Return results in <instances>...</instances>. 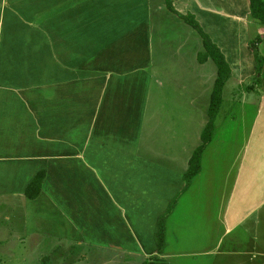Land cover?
<instances>
[{
    "label": "crops",
    "instance_id": "0c3cea01",
    "mask_svg": "<svg viewBox=\"0 0 264 264\" xmlns=\"http://www.w3.org/2000/svg\"><path fill=\"white\" fill-rule=\"evenodd\" d=\"M170 2L174 13L164 0H0V264L10 246L36 264H81L88 243L142 263L156 256V223L181 192L184 172L164 162L176 153L174 139L164 144L162 115L148 112L164 108L149 98L153 64L154 95L164 93V46L156 43L154 60L152 32L156 41H189L176 22L188 26L181 17L192 13L223 55L227 81L243 87L258 73L246 0ZM257 95L255 102L231 98L232 113H223L242 114L245 131L217 183L205 188L219 190L213 214L194 213L199 200L189 201L191 221L212 222L210 236L179 239L187 223L174 212L187 190L172 211L171 246L157 256L167 264H227L230 255L233 264H264V92ZM220 116L221 105L212 138ZM212 138L200 170L224 153ZM143 141L153 153H140ZM40 173V193L27 199ZM68 230L78 240L67 243Z\"/></svg>",
    "mask_w": 264,
    "mask_h": 264
},
{
    "label": "rangeland",
    "instance_id": "374dc122",
    "mask_svg": "<svg viewBox=\"0 0 264 264\" xmlns=\"http://www.w3.org/2000/svg\"><path fill=\"white\" fill-rule=\"evenodd\" d=\"M262 1L264 2V0ZM246 3H248L247 0ZM165 13L166 15H168L167 12ZM191 14L192 13H187V15ZM192 17L194 22L200 27V24L198 23L194 15H192ZM176 23L177 27L181 28V31L186 30V36H188L189 41H156L158 39L155 40V37H153L156 36V32H152V40L154 43V60L157 59V53L155 50L156 43L161 47L164 46L165 61H163V78L160 83L163 87L164 93L154 95L156 87L158 86L156 73H158L159 67L156 68L155 65H158L153 64V70L151 73L153 80L149 87V98L152 104H156L161 101L164 102V108L161 111L150 109L148 110V112L154 114L161 113L163 126H166L162 130V133L164 135H168L167 140L164 142V144H171V137L175 141H173V150L177 149L176 153H174V155H171L173 157L166 156L164 158V162L173 166L175 170L185 173L188 168L189 157L192 154V151H190L188 148L193 146V148L196 149L200 145V136L208 121V109L210 104L209 93L212 92L214 86L213 84L217 77V72L215 64L210 59H207L206 61H203L201 63L198 61V56H202L203 53V41L198 35L197 30L192 26H186L183 21L178 20ZM253 23V27L249 30L248 41H250L252 52L256 50V53L260 54L261 57H263V63L261 69L257 73V77L251 78L252 80L250 79L246 82L244 81L245 83L243 87H241L240 83H237L232 78L227 81L225 85L221 101L222 104L220 117H222V119L221 121L216 119L215 135L212 138V147L214 149H218L221 146L224 153L219 158V161L217 160V158L211 157L204 163L200 172L190 182L189 186L191 187V185L195 183V187H192L190 191V187L187 188L188 192L186 196H184V202H182L179 208H177V210H175L174 212V217L176 220L184 219L187 223V225L183 227L185 228L183 235L179 234V239L182 243L185 241L183 237L188 233H194L198 238L200 236L204 237L206 233H208V235L210 236L209 232L212 231V222L202 223L201 221H191V217L188 214L189 201L199 200L194 213L213 214L216 206V196L219 190L215 188H205L209 187L210 185L211 187H213L215 183H217L216 181L224 173L225 166L233 156L232 152L234 150V146L240 143V137L244 135L243 132L245 131V122L241 121L244 116L238 113L236 117L235 115H233L232 117L225 116L223 118V113H232V109L231 107L229 109L228 105L230 104L232 99L240 100L243 97H247L248 100L255 102L254 100L258 97L257 93L264 92V26L258 24L255 21H253ZM182 33L184 34V32ZM165 36L167 37V34ZM171 36H175L174 38H176L178 34L175 33ZM258 41H262L259 46L256 45ZM257 68L259 69V66H257ZM155 96L161 97V99L159 101L153 99L152 97ZM251 109L252 106L250 107V110L248 108V110L250 111L249 114H252ZM171 120L172 125L169 123ZM152 128L154 129V131L151 135H156L158 133V128L157 126H155V123ZM142 135L145 136L143 133ZM169 135H171V137H169ZM141 145V154L149 155L150 153H153L154 147L151 146V150H148V141H143ZM169 154H173V151H169ZM185 156L187 158L184 159ZM211 159H215L216 162H210ZM211 164L218 165L216 167H212ZM186 191L178 196L177 201ZM199 206L201 207L199 208ZM174 208H176V205ZM166 210L163 213H165ZM171 217L172 212L165 221V228L168 229V233L167 237H165L164 248L166 246H171ZM53 227L54 225L52 221H50L48 229H53ZM181 227L182 226L179 225L178 231ZM197 228L198 230L196 231ZM68 235L70 237L67 240V243H72V241H76L79 238L78 234L75 231L68 230ZM83 241L85 242V240ZM23 247H29V245H23ZM132 247L133 246L131 245V248ZM177 247L181 248L182 246L177 245ZM10 248L11 250L9 251V253H3L2 264H36L34 261L32 262L31 259L33 258V256L30 255L26 249L17 251L14 246H10ZM93 248L94 247L91 246L90 243H88V246L84 247L85 260L82 261L81 264H142L141 257H138L137 255H114L110 251H100L98 249L93 250ZM235 259H237V256L230 255L226 258L227 264H233ZM170 262L174 264L177 263L174 259H171ZM219 262L220 258L218 259V263ZM42 264H48L47 260Z\"/></svg>",
    "mask_w": 264,
    "mask_h": 264
},
{
    "label": "trees",
    "instance_id": "16d2710c",
    "mask_svg": "<svg viewBox=\"0 0 264 264\" xmlns=\"http://www.w3.org/2000/svg\"><path fill=\"white\" fill-rule=\"evenodd\" d=\"M249 5V18L252 21L257 22L258 24L264 26V2L262 0H247ZM166 8L174 13V10L171 6L170 0H164ZM188 25L192 26L197 30L198 34L203 40V53L202 56H198V61L201 63L210 59L216 66L217 77L214 82V86L211 92L210 104L208 109V122L206 123L201 136H200V145L193 151L189 160L188 168L183 174L182 178L184 181V186L180 193H178L169 203L167 210L163 213L157 220L156 228L154 231V242L156 245V256L150 257L142 264H167L165 261L159 259L157 256L160 255L164 249L165 245V221L166 218L173 211L178 196H180L190 185L191 180L199 173L200 171V161L202 153L206 145L210 142L213 135V123L215 116L220 108L222 101V90L223 87L230 77L229 67L219 51V49L210 41L208 36L203 33L201 28L194 22L193 17L188 15L181 17ZM251 47V45H250ZM252 49V48H251ZM254 58L257 62V66L260 64V58L256 50L254 51ZM256 66V68H257ZM257 71L259 69L257 68ZM43 174H38L35 179L28 185L25 190V197L30 200H34L38 197L40 193V185Z\"/></svg>",
    "mask_w": 264,
    "mask_h": 264
}]
</instances>
